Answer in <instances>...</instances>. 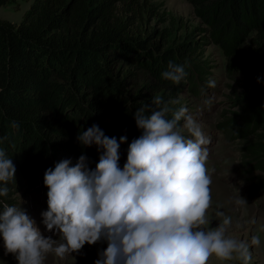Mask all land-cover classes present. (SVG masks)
Instances as JSON below:
<instances>
[{"label":"clouds","instance_id":"obj_1","mask_svg":"<svg viewBox=\"0 0 264 264\" xmlns=\"http://www.w3.org/2000/svg\"><path fill=\"white\" fill-rule=\"evenodd\" d=\"M187 75L185 66L172 61L162 73L176 85ZM179 103L156 96L148 114L145 107L136 110L142 134L130 143L123 168L120 145L127 142L126 136L119 141L108 137L97 124L81 131L79 143L95 145L101 152L95 169L81 155L74 166L66 159L44 175L49 190L43 224L59 238L45 237L24 208L0 202L5 255L12 254L18 264H45L49 254L63 259L79 254L86 244L106 241L95 264H209L213 256L250 264L249 243L228 235L230 217L209 227L211 139L186 106L170 107ZM10 126L20 128L18 121ZM15 174L12 159L0 148V197L8 195ZM234 203L244 206L247 201L239 195ZM251 245L260 247L259 235L252 237Z\"/></svg>","mask_w":264,"mask_h":264},{"label":"trees","instance_id":"obj_2","mask_svg":"<svg viewBox=\"0 0 264 264\" xmlns=\"http://www.w3.org/2000/svg\"><path fill=\"white\" fill-rule=\"evenodd\" d=\"M15 1L0 0V8ZM189 1L214 33L251 37L264 58V0ZM152 10L142 0H33L19 25L0 19V138L7 137L0 148L19 176L35 154L48 156L49 150L63 156L84 149L96 157L97 146L77 140L93 124L118 141L126 136L124 145L138 138L134 113L145 107L148 114L153 97L137 102L122 92L112 73L114 56L158 71L161 62L181 65L179 58L193 51L189 41L163 51L151 42L154 33L137 34L136 25ZM245 71L250 105L264 122V64H247ZM165 88L170 83L162 80L150 92ZM12 121L19 122L18 131Z\"/></svg>","mask_w":264,"mask_h":264},{"label":"rangeland","instance_id":"obj_3","mask_svg":"<svg viewBox=\"0 0 264 264\" xmlns=\"http://www.w3.org/2000/svg\"><path fill=\"white\" fill-rule=\"evenodd\" d=\"M142 2H148L153 13L145 15L143 21L136 25V33H154L151 42H158L163 51L189 41L193 51L187 57L179 58L188 75L180 85L167 80L170 89L150 92L151 85L165 80L162 77L168 68L165 62H161L160 69L155 71L136 60L114 56L112 73L126 96L135 98L137 102L156 96L164 102L179 99V104H170V107L186 106L189 114L202 125L204 133L211 139L207 167L213 181V206L209 227H218L224 217H230L228 235L249 243L250 264H264V122L250 105L251 86L245 71L247 64H264V58L255 51L251 37L245 40L235 32L229 36L214 33L195 13L189 0ZM32 4L33 0H16L3 6L0 8V19L19 25ZM209 82H213L214 86H210ZM110 118L107 117L104 122L112 124ZM104 133L111 137L110 133ZM137 134L139 137L141 130ZM128 148L129 145H120L121 168L126 163ZM81 155L88 158V166L94 170L101 152L96 157L84 149L81 154L75 150L63 156L56 155L52 150H49L48 156L35 154L31 165L20 176V171L16 170L15 180L7 185L8 195L0 197V202L24 208L45 237L58 239L55 232H48L41 215L48 210L49 189L44 183V175L47 169H54L57 163L66 159L71 160L74 166ZM239 195L247 201L246 205L237 206L234 203ZM217 212H222L224 216H217ZM255 235L261 239L258 248L251 245ZM106 248V241L86 244L79 254L73 253L63 259L49 254L45 264H95L100 258L99 253ZM0 264H18L12 254L5 255L2 234ZM209 264H241V261L220 260L213 256Z\"/></svg>","mask_w":264,"mask_h":264}]
</instances>
